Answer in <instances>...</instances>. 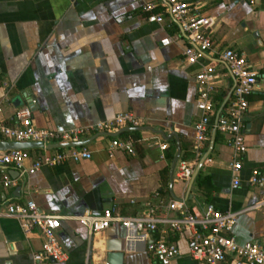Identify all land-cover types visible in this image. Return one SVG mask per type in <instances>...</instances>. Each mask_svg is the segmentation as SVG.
I'll list each match as a JSON object with an SVG mask.
<instances>
[{
	"label": "crops",
	"instance_id": "crops-1",
	"mask_svg": "<svg viewBox=\"0 0 264 264\" xmlns=\"http://www.w3.org/2000/svg\"><path fill=\"white\" fill-rule=\"evenodd\" d=\"M145 1L0 0V119L13 124L15 104L30 99H34V124L53 129L129 111L138 118V125L161 129L164 134L175 132L179 156H189L192 124L201 111L194 73L203 64L213 67L217 109L233 85L219 56L221 49L229 45L245 54L258 75L243 116L246 148L238 184L230 187L231 148L227 135L213 126L215 114L209 120L203 152L214 128L213 142L197 171L208 176L207 198L197 187L195 177L186 192L188 180L172 174L169 189L170 161L165 151L175 152L173 136L165 139L146 128L113 135L139 138L130 154L107 151L105 145L111 136L96 135L83 144L89 149V157L42 165L33 172L15 175L11 186L0 187V206L30 198L42 212L60 216L55 234L66 251L65 258H43L41 233L33 228L24 230L13 216L0 215V264H107L109 250H122V264H162L144 251L125 252L119 224L88 233L72 216L105 208L134 215L144 212L151 203L170 198L183 199L186 208L196 214L207 203L238 211L232 226L235 240L241 243L258 239L264 243V203L249 207L261 190L247 181L252 171L264 177V0H194L189 14L210 16L205 30L211 46L193 62L183 59L182 48L193 44L179 22L164 12L160 20H155L154 13L163 8L161 0H150L151 9L142 7ZM166 35L169 41L161 44L160 39ZM3 80L12 83L8 101L2 99ZM92 134L81 133L77 140ZM159 140L167 143L162 156ZM27 151L26 164L42 148ZM165 166L164 189L160 174ZM11 169L2 164L0 174L11 176ZM181 213V209L156 208V228L163 226L162 219L176 218ZM192 231L189 226L167 229V237L178 249L167 264H197L187 253Z\"/></svg>",
	"mask_w": 264,
	"mask_h": 264
},
{
	"label": "built area",
	"instance_id": "built-area-1",
	"mask_svg": "<svg viewBox=\"0 0 264 264\" xmlns=\"http://www.w3.org/2000/svg\"><path fill=\"white\" fill-rule=\"evenodd\" d=\"M194 0H161L162 10L154 13V19L160 20L162 13L179 22L193 45L182 48L183 59L193 62L204 51L210 49L211 40L205 30L210 22V16L205 14H189ZM143 8L151 9L153 3L146 0ZM169 36L160 39L161 44H166ZM220 58L226 64L233 78V85L226 102L221 107L213 126L227 135L231 148V157L228 161L230 171V187H235L239 182V169L241 156L246 148L244 142L243 116L248 106V94L256 87L258 82L257 71L247 61L245 54L229 45L224 46L219 52ZM215 77L213 67L201 65L194 73L196 97L200 102L201 111L193 121V139L190 155L178 156L172 174L187 182L196 161L202 154L205 142L208 139L209 120L215 114L216 105L213 98L215 90ZM4 92L3 100L8 101V93L12 83L3 80L1 83ZM21 103L14 107L13 124H6L0 119V139L9 140H35L42 143V152L24 163L29 154L27 149H0V165L8 164L17 170L18 175L33 172L42 165H52L65 160H78L90 156L85 145L64 146L49 150L44 147L47 142H62L77 140L81 133H94L113 131L122 126H134L139 120L129 111L118 112L110 118L96 120L66 129H53L36 126L32 119L31 105ZM1 109V106H0ZM139 138L111 136L105 148L107 151L121 150L130 154L134 153V143ZM162 156V150L167 147L164 140L157 142ZM15 178L8 173L0 174V187H9ZM247 181L258 187L260 197L252 202L249 207L264 203V177L252 171ZM158 207L167 209H181V216L162 219L163 226L156 228V219L153 216ZM238 211L228 208L218 209L207 203L200 214L189 211L183 199L170 198L162 202L151 203L146 210L134 215H123L113 208H105L95 213L83 211L72 217L83 224L88 233L103 230L104 228L119 224L122 229L123 250L125 252L144 251L152 259L162 264H167L178 253L175 242L167 237V229L182 230L192 227L187 253L197 264H264V246L258 239L237 242L232 233V226ZM0 215L13 216L20 220L22 228L38 230L43 236L40 255L43 258L61 260L65 258L66 251L58 241L55 228L59 224L58 214L42 212L35 202L30 199L7 201L0 206Z\"/></svg>",
	"mask_w": 264,
	"mask_h": 264
},
{
	"label": "water",
	"instance_id": "water-1",
	"mask_svg": "<svg viewBox=\"0 0 264 264\" xmlns=\"http://www.w3.org/2000/svg\"><path fill=\"white\" fill-rule=\"evenodd\" d=\"M255 32H253L254 34ZM231 90V89H230ZM230 90L227 92V94L225 95V97L222 99V101L220 102V104L218 105L216 111H215V115H214V121L216 120V117L219 113V110L221 109V107L224 105V103L226 102V99L230 93ZM17 105V104H15ZM150 129L154 132H158L163 138L167 139L171 136L174 137L175 139V152L173 153L170 162H169V166H168V186L170 189V185L172 182V169L174 166V163L177 159V157L179 156L180 153V146L176 137L175 132H169L167 134H164V132L161 129H154L150 126H143V125H134V126H123L121 128H118L115 131H101V132H94L89 138H86L84 140H73V141H62V142H47L46 144H44L45 148H56V147H63V146H77V145H82L84 143H86L89 139L93 138L96 135H108V136H113L118 134L119 132L123 131V130H134V129ZM213 133H214V128L211 131V136L209 138L208 141V146L205 149V151L202 153V155L198 158L196 164L194 165L193 171L188 179L187 182V186H186V192H188L190 185L201 165V163L203 162L204 158L207 156L208 151L211 148L212 142H213ZM42 143L40 141H35V140H9V139H0V149H29V148H39L42 147ZM11 172H13V174H11L12 177H14L15 175H17V170L15 168H12L10 170ZM264 245V243H263ZM122 256H123V252L122 250H109L106 252V261L107 264H122ZM51 259V258H50ZM52 260V259H51Z\"/></svg>",
	"mask_w": 264,
	"mask_h": 264
},
{
	"label": "trees",
	"instance_id": "trees-1",
	"mask_svg": "<svg viewBox=\"0 0 264 264\" xmlns=\"http://www.w3.org/2000/svg\"><path fill=\"white\" fill-rule=\"evenodd\" d=\"M225 93H223L222 94V96L220 97V98H218V99H220L221 100V98L223 97V95H224ZM217 99V101H219ZM128 132H130V133H133L134 131H128ZM172 155H173V152H172V150H166L165 151V157H166V160H167V162H169L170 161V159H171V157H172ZM188 154L187 153H183L182 154V157H186ZM161 179H162V184L164 185V189H165V187H166V182H167V168H166V166L162 169V171H161ZM195 183H196V185H197V187L203 192V194H204V197L205 198H207V183H208V176H207V174H203V173H201L200 171L197 173V175L195 176Z\"/></svg>",
	"mask_w": 264,
	"mask_h": 264
}]
</instances>
